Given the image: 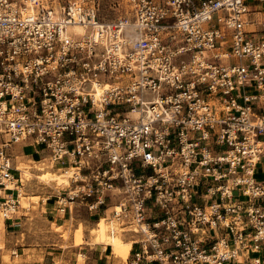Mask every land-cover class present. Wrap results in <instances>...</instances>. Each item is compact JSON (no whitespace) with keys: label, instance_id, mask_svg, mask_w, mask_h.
Segmentation results:
<instances>
[{"label":"built area","instance_id":"built-area-1","mask_svg":"<svg viewBox=\"0 0 264 264\" xmlns=\"http://www.w3.org/2000/svg\"><path fill=\"white\" fill-rule=\"evenodd\" d=\"M108 3L0 0V216L29 142L76 169L54 210L118 221L131 264H264V0Z\"/></svg>","mask_w":264,"mask_h":264},{"label":"rangeland","instance_id":"rangeland-1","mask_svg":"<svg viewBox=\"0 0 264 264\" xmlns=\"http://www.w3.org/2000/svg\"><path fill=\"white\" fill-rule=\"evenodd\" d=\"M66 1L68 0H60V4L62 5ZM83 1L87 3L99 1L100 17L108 21L110 18L108 0ZM7 152L11 153L12 162L16 168L24 164L23 167H28V169L26 173L19 171L18 168L15 173L16 177L22 180L19 182L22 187L19 186V188H22L23 197H20V208L14 217L22 222L21 225L17 226L13 225L12 222L3 221L4 219L0 216V264L21 263L24 262V259L32 262L38 259L41 261L47 252L45 247L48 248V246L56 249V256H59L56 264H71L72 259H77L78 263L82 264L84 257L79 255V252L87 250L90 246L92 248L103 247L108 250L115 264H127L132 250L129 246L126 247L124 243H128L132 239L131 235L119 234L123 242L120 247L113 248L95 244L96 239L91 231L96 228L98 219L90 216V213L84 207L74 209L72 214L65 213L61 215L62 219L54 224L51 219H47L46 216L56 214V211L50 214L49 210L56 206V195L65 190L55 185V188L58 187L56 190L54 185H47L40 181L38 177L42 172L33 168L36 165L41 166L42 163H37V161L47 158L48 152L41 150L40 147L31 146L29 142L12 145ZM47 163H50V161H47ZM59 167L61 166L56 165L50 171L56 172V168ZM18 249H30V256L23 258V252ZM13 252L16 255H13ZM38 255L41 256L38 258Z\"/></svg>","mask_w":264,"mask_h":264},{"label":"bare ground","instance_id":"bare-ground-1","mask_svg":"<svg viewBox=\"0 0 264 264\" xmlns=\"http://www.w3.org/2000/svg\"><path fill=\"white\" fill-rule=\"evenodd\" d=\"M28 7H30V6H28ZM66 33H67V35L73 37L74 39L84 40L85 35L88 33V28L83 26V25H72V26H69L67 28ZM47 161H50V159L48 157L45 159L37 161V163H42L41 166L36 165L35 167H33L36 170L42 172V174L38 177L39 180L44 182L47 185H54V188H55V185H58L62 189H66L69 186H71L70 181L72 183V178L75 177L76 169L72 166L59 167V168H56V170H57L56 172H53V171H50V169L54 168V166H56V165H54L51 161H50V163H47ZM45 163H46V165H45ZM23 166H24V164H21V166H18L19 169L18 168H16V169H18L21 172L27 173L28 167H23ZM22 170H24V171H22ZM55 189L57 190L58 187ZM20 190H21V196L23 197L22 188ZM58 192H60V191H58ZM110 231H113V234ZM124 231H126V230L120 226V223L118 221H115V220L108 221L106 218L101 217L99 220H97V227L92 230V234L94 235V237L96 239L95 244H98L101 246H110V247L115 248V247H120L123 245V242L120 239L121 237H119V236L122 234H126V233H124ZM128 234L131 235L130 233H128ZM125 246L126 247L129 246V248L131 247L130 250H132V247H133L132 239H130L128 243H125ZM13 253H15V252H13ZM17 256H19V255H17ZM40 256L38 255V258ZM33 257H32V259H33ZM35 260H37V259H35ZM38 261H39V259H38Z\"/></svg>","mask_w":264,"mask_h":264},{"label":"crops","instance_id":"crops-1","mask_svg":"<svg viewBox=\"0 0 264 264\" xmlns=\"http://www.w3.org/2000/svg\"><path fill=\"white\" fill-rule=\"evenodd\" d=\"M42 206H44V205H42ZM46 210H48V209H46ZM49 211H50V214L54 213V211H55L54 207H53L52 210H49ZM46 217H47V219L48 218L51 219V222L53 224L56 223L57 221H60L62 219V216L59 215L57 212H56V214L54 216L48 215ZM8 223H11V222H8ZM21 223L22 222L18 221L17 217L14 218V221L12 222L13 225H17V226L21 225ZM96 227H97V225H96ZM124 245H125V243H124ZM86 246H90V245H86ZM130 249H131V247H130ZM18 250H21L23 252V258L26 257V256H30V251H29L30 249H28V250L18 249ZM45 250L47 252L43 256L41 261L37 260L35 262H32V261H27V260L24 259V262H21V263H15L14 262L13 264H56L57 261H58L57 259H59L58 258L59 256H56L55 247H49L48 246V248L45 247ZM13 255H16V253L13 254ZM79 255L84 257L82 264H92V263H97V264H115V262L112 259L111 255H109L108 250L104 249L103 247L92 248L90 246V248H88L87 250H84L83 252H79ZM131 255H132V253H130V256L128 258L129 261L127 262V264H131L130 263ZM255 256H259L262 259H264V249H262L261 251H256L254 254H250V257H255ZM17 257H19V256H17ZM72 260H73V262L71 264H79L77 259H72ZM229 264H246V254H244V253L238 254L237 258L235 260H233Z\"/></svg>","mask_w":264,"mask_h":264}]
</instances>
